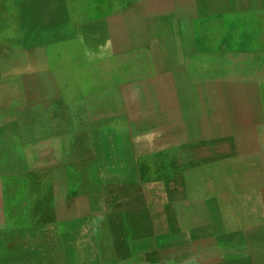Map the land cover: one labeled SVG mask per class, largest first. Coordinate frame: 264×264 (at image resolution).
I'll use <instances>...</instances> for the list:
<instances>
[{
	"label": "crops",
	"instance_id": "obj_1",
	"mask_svg": "<svg viewBox=\"0 0 264 264\" xmlns=\"http://www.w3.org/2000/svg\"><path fill=\"white\" fill-rule=\"evenodd\" d=\"M4 1L37 44L50 19L93 2ZM253 82L239 105L171 121L163 136L152 124L101 139L116 201L99 202L77 201L75 136L67 198L50 184L57 169L30 168L46 158L43 121L30 124L29 101L0 92V264H264V80Z\"/></svg>",
	"mask_w": 264,
	"mask_h": 264
},
{
	"label": "rangeland",
	"instance_id": "obj_2",
	"mask_svg": "<svg viewBox=\"0 0 264 264\" xmlns=\"http://www.w3.org/2000/svg\"><path fill=\"white\" fill-rule=\"evenodd\" d=\"M70 12L50 19L37 44L0 0V92L29 101L30 124L43 121L46 158L34 155L30 168L57 169L50 184L66 198L74 136L77 201H116L101 139L152 124L163 136L171 121L239 105L264 80V0H93Z\"/></svg>",
	"mask_w": 264,
	"mask_h": 264
}]
</instances>
